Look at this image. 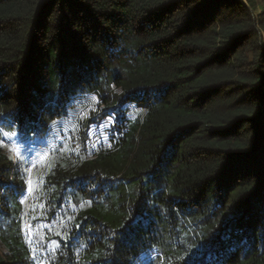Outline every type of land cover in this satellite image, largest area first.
<instances>
[{"label":"trees","instance_id":"1","mask_svg":"<svg viewBox=\"0 0 264 264\" xmlns=\"http://www.w3.org/2000/svg\"><path fill=\"white\" fill-rule=\"evenodd\" d=\"M91 94L29 210L0 144V264H264V0H0V135L45 144Z\"/></svg>","mask_w":264,"mask_h":264},{"label":"rangeland","instance_id":"2","mask_svg":"<svg viewBox=\"0 0 264 264\" xmlns=\"http://www.w3.org/2000/svg\"><path fill=\"white\" fill-rule=\"evenodd\" d=\"M97 105L98 98L92 94L79 99L76 105L71 109L69 118L62 122L64 125L61 127V130H64V133L57 130L51 138L49 137L50 140L45 144L36 140L22 141L18 136L7 132L0 135V144L5 150L14 159H23L26 163L28 187L22 199L27 203L28 210L30 209L28 207L33 204L34 198L37 195L43 172L56 159L62 156H72L73 152H76V147L71 142L67 130L71 127H76L78 122L86 118ZM127 106L128 111H126V116L128 118H135L145 112L144 108L137 106L135 103H129ZM114 124V115L90 123L85 143L87 154L93 155L96 151L108 148L111 145ZM30 238L32 244L35 245L37 249L43 251L44 246H41V243L36 241L38 239L35 232L30 234ZM155 254L156 252L154 250H147L139 257L137 264H148Z\"/></svg>","mask_w":264,"mask_h":264},{"label":"snow or ice","instance_id":"3","mask_svg":"<svg viewBox=\"0 0 264 264\" xmlns=\"http://www.w3.org/2000/svg\"><path fill=\"white\" fill-rule=\"evenodd\" d=\"M29 190H31V189H29Z\"/></svg>","mask_w":264,"mask_h":264}]
</instances>
